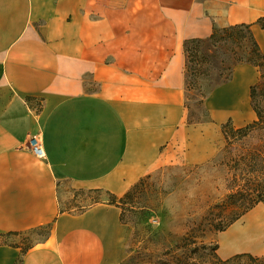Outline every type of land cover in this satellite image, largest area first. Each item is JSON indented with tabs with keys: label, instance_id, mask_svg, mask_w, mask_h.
Returning a JSON list of instances; mask_svg holds the SVG:
<instances>
[{
	"label": "crops",
	"instance_id": "crops-1",
	"mask_svg": "<svg viewBox=\"0 0 264 264\" xmlns=\"http://www.w3.org/2000/svg\"><path fill=\"white\" fill-rule=\"evenodd\" d=\"M261 16L264 0H0V264L117 261L127 235L120 207L67 212L62 184L121 197L171 159L213 156L212 138L197 133L203 123H186L182 42L208 36L216 21L252 23L264 54ZM35 132L44 157L29 144ZM235 243L220 257L255 254Z\"/></svg>",
	"mask_w": 264,
	"mask_h": 264
},
{
	"label": "rangeland",
	"instance_id": "rangeland-1",
	"mask_svg": "<svg viewBox=\"0 0 264 264\" xmlns=\"http://www.w3.org/2000/svg\"><path fill=\"white\" fill-rule=\"evenodd\" d=\"M225 7L224 3L218 4L221 12ZM213 25L223 26V23L216 21ZM240 65L234 68L231 79L216 87L203 100V104L197 103L200 97L196 95V90L186 91V118H206L207 113L204 110H208L211 121L198 126L197 133L207 134L212 138L216 144L214 155L195 164L187 163L182 157L171 159L138 180L128 195L115 200L120 206L127 235L121 246V257L111 264H217L214 254L220 257L218 251L222 247L224 236L232 231L237 235L246 234L251 241L248 246L241 248L239 242L242 240H239L236 250L251 249L255 255L264 251V205L261 203L225 231L193 230L205 210L221 200L226 193L225 179L229 173L224 165L216 166L211 161L216 158L219 160L224 147L225 141L220 133L221 124L230 118L231 126H241L255 119L250 106L249 87L259 80V71L257 67H248L247 70L242 69ZM240 76H246L247 83L246 87L243 85L242 88L236 89L239 100L233 105H224L223 102L231 93L230 87L234 88ZM202 87L204 92H207L211 84L202 81ZM221 108L228 111L224 117L215 115ZM230 110L236 115H232ZM198 142L205 143L206 140ZM59 200L61 209L77 213L92 203L114 198L103 189L76 188L70 183H63ZM256 215L262 216V220L258 222ZM251 216L255 219L248 221L247 218ZM44 232L46 231L40 230L33 233L24 241L23 247H29V242L39 239ZM187 234H190V237L184 244L183 239ZM214 244L218 245L215 253L212 250ZM262 255L264 253L259 256ZM256 264H264V258Z\"/></svg>",
	"mask_w": 264,
	"mask_h": 264
},
{
	"label": "trees",
	"instance_id": "trees-1",
	"mask_svg": "<svg viewBox=\"0 0 264 264\" xmlns=\"http://www.w3.org/2000/svg\"><path fill=\"white\" fill-rule=\"evenodd\" d=\"M255 23L264 29V16L257 18ZM251 26L252 23L244 22L213 25L208 36L189 37L182 42L185 55L184 99L187 98V90H196V95L200 97L197 103L203 104V100L216 87L231 79L237 65L249 64L257 67L259 71V80L249 87L250 106L255 119L241 126H231L230 118L221 124L224 147L219 160L216 158L211 161L216 166L224 165L229 173L225 179L226 193L221 200L205 210L196 228H193L196 231L199 229L225 231L258 204L264 205V54ZM202 81L211 84L207 92L203 90ZM204 111L207 113L206 118L196 117L194 120L186 118V123L192 125L211 121L207 108ZM138 182L122 196L128 195ZM111 195L114 200H109L108 203L119 206L115 200L120 197ZM120 220L122 221L121 213ZM188 237L190 234L184 237V244ZM217 249L218 245L214 244L212 246L214 253ZM214 255L217 264H256L264 258V255L259 256L246 251L226 258H221L216 253Z\"/></svg>",
	"mask_w": 264,
	"mask_h": 264
},
{
	"label": "bare ground",
	"instance_id": "bare-ground-1",
	"mask_svg": "<svg viewBox=\"0 0 264 264\" xmlns=\"http://www.w3.org/2000/svg\"><path fill=\"white\" fill-rule=\"evenodd\" d=\"M242 76H244V75H242ZM246 77V76H245ZM245 77H243L244 79H246ZM247 80V79H246ZM239 99H238V93L235 95V97L232 99H230V98H228V99H225V102H224V105H226V104H229V103H232V105L234 104V102H237ZM231 112V111H230ZM232 115H236V113H234V112H232ZM264 212V211H263ZM258 213H260V212H258ZM251 218H254L253 216H251V217H249V218H247V220L249 221ZM255 218H256V220L259 222V221H261L262 220V216H255ZM254 218V219H255ZM239 235V234H238ZM237 234H235V232H233L232 231V233L230 232V233H228V235L226 234V236H224V239H223V241H222V247L220 248V250H219V254L220 255H223L224 254V249H225V247H228V246H230V245H233L235 242H236V237L235 236H238ZM244 235H246V234H244ZM234 237L236 238V239H234ZM239 240H242V239H239ZM238 240V241H239ZM238 241L235 243V244H237L238 243ZM250 238L249 239H243L241 242H239L238 244H239V247H241V248H244V247H246V246H248L249 244H250ZM238 244H237V247H238ZM223 247H224V249H223Z\"/></svg>",
	"mask_w": 264,
	"mask_h": 264
},
{
	"label": "built area",
	"instance_id": "built-area-1",
	"mask_svg": "<svg viewBox=\"0 0 264 264\" xmlns=\"http://www.w3.org/2000/svg\"><path fill=\"white\" fill-rule=\"evenodd\" d=\"M28 141H29V144L31 145L33 152L36 154V156L44 157V151L41 147L40 133L39 132L32 133L29 136Z\"/></svg>",
	"mask_w": 264,
	"mask_h": 264
}]
</instances>
